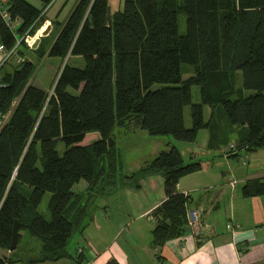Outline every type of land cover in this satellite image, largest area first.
<instances>
[{"label": "trees", "instance_id": "1", "mask_svg": "<svg viewBox=\"0 0 264 264\" xmlns=\"http://www.w3.org/2000/svg\"><path fill=\"white\" fill-rule=\"evenodd\" d=\"M53 1L41 0L39 9L26 0H10L8 11L19 24L13 31L0 16L5 50L23 55L21 48L30 49L19 40L37 33ZM76 2L66 20L51 22L58 30L54 40L46 46L47 36H42L33 51L38 59H85L84 68L63 65L52 96L29 83L36 70L29 56L12 71L0 67V249L10 251L15 221L16 249L25 232L41 243L24 258L0 257V264L66 258L82 264L84 253L69 252V244L85 231L95 200L108 188L138 190L152 176L163 178L166 193L150 215L156 223L152 246L160 250L185 233L189 198L177 185L203 170L204 160H186L171 145L135 173L124 174L116 128L192 143L211 125L204 107L214 112L221 106L232 127L247 131L234 154L264 149V0H126L113 15L109 0ZM181 13L185 34L179 31ZM183 64L193 67L187 80ZM155 84L163 87L153 90ZM194 86L200 89V103L193 102ZM246 90L253 93L245 96ZM91 132L99 140L83 145ZM61 142L63 154L57 150ZM81 183L87 184L83 190ZM46 193L50 219L38 209ZM262 193L263 180L243 187L245 197Z\"/></svg>", "mask_w": 264, "mask_h": 264}, {"label": "crops", "instance_id": "2", "mask_svg": "<svg viewBox=\"0 0 264 264\" xmlns=\"http://www.w3.org/2000/svg\"><path fill=\"white\" fill-rule=\"evenodd\" d=\"M26 1L43 8L41 0ZM57 1L45 9L47 20L36 33L35 41L41 39L44 30L51 29V21L59 20L66 5L72 2L67 17L60 21L68 18L77 3V0H61L63 7L51 16L49 12ZM9 4L10 0H0V5L6 8ZM18 24L15 22V30ZM29 47L32 53L38 48ZM5 53L0 54V67L11 70L16 53ZM217 109L214 112L210 109L206 120L212 117L211 125L199 131L195 142L168 139L165 148L156 146L146 160L168 151L171 145L176 146L186 160L191 157L204 160L203 170L182 177L177 185V191L189 198L190 210L196 209L202 214L201 237L194 236L191 230L167 241L160 250L152 246L156 223L150 215L166 199L165 181L159 175L152 176L142 180L138 190L108 188L95 200L90 222L80 233L81 243L75 249V254L80 250L84 253L82 264L111 261L118 264H264V193L250 198L243 194L248 182L264 181V149L238 150L234 154L236 148L233 150L232 146L237 147L247 131L245 127H232L224 113L217 119ZM134 133L127 132L124 137H133ZM88 134L92 133H87L86 137ZM96 138L99 140V136ZM132 167H127L122 160L124 174L135 173L140 168L132 170ZM102 198V207L97 206L96 202ZM3 256H6L4 252L0 257ZM68 260L69 264H77L73 258Z\"/></svg>", "mask_w": 264, "mask_h": 264}, {"label": "rangeland", "instance_id": "3", "mask_svg": "<svg viewBox=\"0 0 264 264\" xmlns=\"http://www.w3.org/2000/svg\"><path fill=\"white\" fill-rule=\"evenodd\" d=\"M34 1V0H33ZM110 1V12L113 15L116 13V10L122 9L124 6V3L126 0H109ZM35 3L37 1H34ZM64 3V2H63ZM63 3H61V0L57 1V4L53 7V9L49 12L51 16L54 14H57L59 9H61L63 6ZM72 2H70L68 5H66L62 12L60 13V18L59 21L62 20L63 18H66L68 15V10L71 8ZM57 19V18H55ZM179 31L181 34L186 33V15L184 13H181L179 15ZM52 22V21H51ZM51 29L49 31V34L46 38V41L44 42L46 46L49 45L50 42H52L55 38V35L57 34L58 30L50 24ZM36 35V34H35ZM34 35V36H35ZM32 36V37H34ZM41 37V36H40ZM42 38V37H41ZM23 50V55L21 54H15L14 56V65L13 69L18 66L24 57L29 56L31 59H33L36 62V70L35 74L33 77L30 79L29 83L34 84L35 86L42 87L50 96H52L53 89L55 86V82L60 74V70L62 69L63 65L65 63H69L70 65L77 66L79 68H84L85 66V59L82 57L78 56H73V57H66L64 61L58 60L53 57H48L45 56L42 59H38L37 55L32 53L30 49H25L21 48ZM183 71H182V77L184 80H187L190 75L194 73L193 67L189 64H183ZM13 69H9L12 71ZM238 75V80H237V86L241 87L242 85V74L239 72L237 73ZM163 87L160 84H155L153 87L154 89L161 88ZM252 91H245V96L252 94ZM192 99L194 103H200V89L198 87H193L192 90ZM205 110V118L208 117L210 111V108L208 106L204 107ZM185 123L186 127L190 128L192 125L191 118H190V111L189 108H185ZM217 115L216 118H220V113H224L222 110V107L219 106L217 109ZM8 117V116H7ZM7 117H5V122L7 121ZM135 133L133 134V137H124L127 136V132L124 130V128H116L115 130V135L117 137V143H118V148H120L121 152V160L125 163L127 167L133 166L132 170H135L141 166L144 165L146 160H148L151 157V151L156 148V146H160L161 149L165 148L164 144L168 142V139H173L172 136H150L146 132L141 131L140 129H135ZM92 134H88L87 137H85V141L83 142L84 145L88 146L92 143H94L97 140V136H99L98 133L96 132H91ZM97 135V136H96ZM57 150L63 154L65 151V146L61 142L58 144ZM87 184L81 183V185L78 186L79 189L83 190ZM77 188V189H78ZM50 194L46 193L44 195V199L42 203L39 205L38 209L39 212L42 214V216L46 219H50V211L47 208L48 202L50 200ZM103 198L99 199L96 202L97 206H101L103 204ZM81 243V235L79 233L75 234L72 239L70 240L69 244V252L75 254V249L78 246V244ZM41 243L38 239H34L30 237V235L25 232L23 234L22 240L20 242V247L16 250L13 251H7L4 249H0V255L1 253H5L6 256L11 257V258H24L26 256V252L28 251H38L40 249ZM69 258L66 259H60L58 262H51L47 261L45 263H38V264H69L70 261L68 260ZM15 264V263H13Z\"/></svg>", "mask_w": 264, "mask_h": 264}, {"label": "built area", "instance_id": "4", "mask_svg": "<svg viewBox=\"0 0 264 264\" xmlns=\"http://www.w3.org/2000/svg\"><path fill=\"white\" fill-rule=\"evenodd\" d=\"M0 16L5 21L7 27H9L13 31L16 29L15 22H13V19L10 16V13L8 11V8L4 7L3 5H0ZM39 32H40V30L37 33H39ZM36 37H37V34L34 37L26 35L24 38L27 41V43L29 44V46H32L33 43L35 42ZM5 51L6 50L4 49V47L2 45H0V54H4ZM5 54L7 55L10 53L7 52ZM232 148L234 150L235 146H232ZM187 214H188L187 225L190 226L194 236L201 237L200 235H202L201 234V231H202V225H201L202 214L196 209L189 210L187 212ZM79 252H81V250Z\"/></svg>", "mask_w": 264, "mask_h": 264}, {"label": "water", "instance_id": "5", "mask_svg": "<svg viewBox=\"0 0 264 264\" xmlns=\"http://www.w3.org/2000/svg\"><path fill=\"white\" fill-rule=\"evenodd\" d=\"M49 31H50V27L47 28L46 30H44V31L42 32V35H41V36H46V35H48ZM40 41H41V39L38 38V39L33 43L32 48H33V49H36V48L38 47V45L40 44ZM18 224H19V222H18V221H15V224H14V227H13V231H12L13 235H12V241H11V244H10V245H11L10 251L15 250V249L17 248V246H18V244H17L18 234H19V233H18ZM184 231L187 232V233L191 232V228H190V226L186 225V226L184 227Z\"/></svg>", "mask_w": 264, "mask_h": 264}]
</instances>
